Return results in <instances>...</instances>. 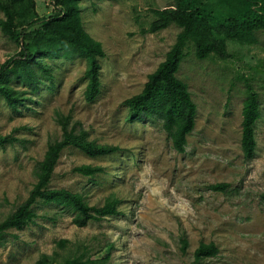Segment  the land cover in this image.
Masks as SVG:
<instances>
[{"label": "rangeland", "instance_id": "374dc122", "mask_svg": "<svg viewBox=\"0 0 264 264\" xmlns=\"http://www.w3.org/2000/svg\"><path fill=\"white\" fill-rule=\"evenodd\" d=\"M35 1L40 18L53 12L51 0ZM173 3H79L85 31L105 52L94 102L83 97L87 63L81 58L47 60L49 77L45 74L36 93L32 86L14 84L32 99L16 111L0 98V135L16 140L0 148V221L27 199L49 142L60 138L56 111L70 114L91 140L122 150L90 158L67 149L50 183L51 188L81 194L90 206L115 197L119 215L78 228L72 224L73 212L38 204L34 223L0 239V264H34L42 255L60 263L85 248L98 259L109 251L99 264H264V32L257 33L253 46L228 42L232 58L226 61L198 60L188 47L177 77L187 84L197 113L185 153L173 149L160 122H132L123 105L141 92L180 32L171 25L156 34L141 33L154 20L153 10ZM18 51L0 32V66ZM247 82L260 104L250 160L241 149ZM81 165L100 166L105 172L91 181L73 172ZM218 184L227 187L210 189ZM182 237L188 241L185 254ZM59 240L67 241L66 246L59 247ZM201 243L215 244L218 254L195 263L193 254Z\"/></svg>", "mask_w": 264, "mask_h": 264}, {"label": "trees", "instance_id": "16d2710c", "mask_svg": "<svg viewBox=\"0 0 264 264\" xmlns=\"http://www.w3.org/2000/svg\"><path fill=\"white\" fill-rule=\"evenodd\" d=\"M51 1L53 12L48 17L40 18L35 0H0V32L19 47L16 55L0 66V98L12 110L16 111L19 106L32 101L27 92L16 89L14 84L32 86L31 92L36 93L42 78L49 77L47 60L84 59L87 63L84 100L92 103L100 94L99 60L105 57V52L102 44L83 27L79 10L82 0ZM153 15L154 20L147 29L141 30L142 34H156L171 25L178 27L180 32L164 61L147 76L141 92L126 99L123 105L132 122H160L173 149L183 154L187 138L194 130L197 113L187 84L177 77L182 62L188 56V47H193L198 60L214 58L226 61L232 58L227 52L228 42L240 46L255 45L257 33L264 32V0H174L168 8L153 10ZM259 118V94L247 82L241 124V149L245 160L254 156L255 126ZM54 120L61 136L49 142L42 161L36 167V182L27 199L0 221V239L11 230L21 231L34 223L37 218L34 208L38 204L73 212L72 224L78 228L120 214V200L115 197H109L102 206H90L79 193L50 187L55 167L67 149L78 150L90 158L111 156L122 151L118 146L102 145L91 140L79 123L72 122L70 114L56 111ZM15 141L11 136L0 135V148ZM73 172L95 181L96 177L104 174L105 169L81 165L75 167ZM226 187L218 184L210 186V189L224 191ZM260 198L264 203V194ZM57 244L63 248L67 241L59 240ZM187 247L188 241L182 237L180 250L183 254ZM85 249L83 254L66 257L60 263L54 262L48 255H42L34 264H99L108 259L109 251L105 257L98 259ZM217 254L215 244L201 243L194 251V262L201 263Z\"/></svg>", "mask_w": 264, "mask_h": 264}]
</instances>
